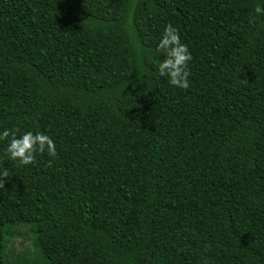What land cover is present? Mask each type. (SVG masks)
I'll use <instances>...</instances> for the list:
<instances>
[{
    "label": "trees",
    "instance_id": "trees-1",
    "mask_svg": "<svg viewBox=\"0 0 264 264\" xmlns=\"http://www.w3.org/2000/svg\"><path fill=\"white\" fill-rule=\"evenodd\" d=\"M257 3L0 0V130L57 152L19 165L0 141V264H264ZM164 22L187 89L155 72Z\"/></svg>",
    "mask_w": 264,
    "mask_h": 264
},
{
    "label": "clouds",
    "instance_id": "clouds-1",
    "mask_svg": "<svg viewBox=\"0 0 264 264\" xmlns=\"http://www.w3.org/2000/svg\"><path fill=\"white\" fill-rule=\"evenodd\" d=\"M257 16L264 15V0L254 8ZM155 49L160 52L163 59L155 61V72L160 77H166L169 85L176 88L187 89L189 87V61L192 59L188 45L180 39L177 28L169 22H164L155 43ZM18 129L3 128L0 130V141H6V153L19 165H30L35 162L36 155L45 151L50 157L57 155L52 138L41 131H24L18 133ZM0 177H7L6 171H0Z\"/></svg>",
    "mask_w": 264,
    "mask_h": 264
},
{
    "label": "rangeland",
    "instance_id": "rangeland-1",
    "mask_svg": "<svg viewBox=\"0 0 264 264\" xmlns=\"http://www.w3.org/2000/svg\"><path fill=\"white\" fill-rule=\"evenodd\" d=\"M28 227H22V230H26ZM24 247H28L30 249H35L32 246V243L28 240H23L21 237H14L12 238V240L10 241V245H9V249H14L15 252H18L22 249H24Z\"/></svg>",
    "mask_w": 264,
    "mask_h": 264
}]
</instances>
